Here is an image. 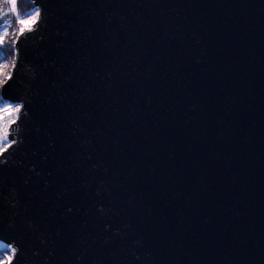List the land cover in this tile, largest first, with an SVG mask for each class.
Masks as SVG:
<instances>
[{"label": "water", "instance_id": "1", "mask_svg": "<svg viewBox=\"0 0 264 264\" xmlns=\"http://www.w3.org/2000/svg\"><path fill=\"white\" fill-rule=\"evenodd\" d=\"M34 1L2 96L16 264H264V0Z\"/></svg>", "mask_w": 264, "mask_h": 264}, {"label": "snow or ice", "instance_id": "2", "mask_svg": "<svg viewBox=\"0 0 264 264\" xmlns=\"http://www.w3.org/2000/svg\"><path fill=\"white\" fill-rule=\"evenodd\" d=\"M6 7L0 4V16L7 18L9 14L16 18V23L20 25L19 34L24 36L25 32H32L33 26L38 25L43 21V8L39 5L35 11L28 16L21 18L20 11L18 10V0H5ZM38 31V28L36 29ZM5 34L8 32V28L4 29ZM17 58L19 66L20 49H17ZM4 67H7L5 63ZM15 67V66H14ZM16 78L15 73L6 74L3 78H0V97L3 96L5 91H9L14 80ZM12 99V97H10ZM15 107L12 103L5 105L0 111L4 113H16L27 115L25 102L21 99H15ZM17 123V121L10 120L7 125L0 127V142H3V146L0 147V163H4L8 155L11 154L13 149L21 142L20 135L14 138H9L11 125ZM19 256V247L15 241L11 243H0V264H16Z\"/></svg>", "mask_w": 264, "mask_h": 264}, {"label": "rangeland", "instance_id": "3", "mask_svg": "<svg viewBox=\"0 0 264 264\" xmlns=\"http://www.w3.org/2000/svg\"><path fill=\"white\" fill-rule=\"evenodd\" d=\"M3 3H4V1L2 0V4ZM36 7H37V5H36ZM35 9L32 12H34ZM32 12H30V13H32ZM29 14H27L25 16L24 15H20V16H21V18H23V17L28 16ZM1 17L3 19H0V78H3L6 74H9L12 72V69L14 66V61L16 58V53H17V50H16L17 49V42H18V39L20 38V36L15 38V40L13 42L14 46L16 45V47H11L13 45L11 44V41L9 39L10 37H8V33H9V28H10L13 16L11 14H9V16L7 18L0 16V18ZM5 28H8L7 34H5V32H4ZM12 50H14L15 56L10 55L11 53L10 54L8 53V52H11ZM5 63L7 64V67H4ZM0 243H6V242L0 238Z\"/></svg>", "mask_w": 264, "mask_h": 264}, {"label": "trees", "instance_id": "4", "mask_svg": "<svg viewBox=\"0 0 264 264\" xmlns=\"http://www.w3.org/2000/svg\"><path fill=\"white\" fill-rule=\"evenodd\" d=\"M3 1H4V3L2 4V0H0V4L4 5V7H6L7 5L5 3V0H3ZM35 8H36V3L34 0H18V10L20 11V15L25 16V15L29 14L30 12H32ZM0 19H3V18L1 17ZM19 28H20V25H18L16 23V18L13 17L10 28H9V33H8V37H10L9 39L11 41V44L13 45L11 47H16V45L14 46L13 42H14L15 38L20 36ZM8 53L9 54L11 53L10 55L15 56L14 50H12L11 52H8ZM0 101L6 102V100L2 99L1 97H0Z\"/></svg>", "mask_w": 264, "mask_h": 264}, {"label": "built area", "instance_id": "5", "mask_svg": "<svg viewBox=\"0 0 264 264\" xmlns=\"http://www.w3.org/2000/svg\"><path fill=\"white\" fill-rule=\"evenodd\" d=\"M8 103H10V102L0 101V109H3L5 107V105ZM12 104H13V107H15V103H12ZM18 119H19V114H16V113L8 114V113H4V112L0 111V127L7 125L10 120L18 121ZM11 127H12V125H11ZM14 132H15V130L11 131V128H10V133H14ZM2 146H3V142H0V147H2Z\"/></svg>", "mask_w": 264, "mask_h": 264}]
</instances>
